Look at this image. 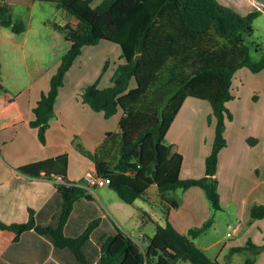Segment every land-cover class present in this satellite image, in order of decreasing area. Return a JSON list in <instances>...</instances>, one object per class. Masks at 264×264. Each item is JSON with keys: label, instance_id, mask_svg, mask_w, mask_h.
<instances>
[{"label": "trees", "instance_id": "1", "mask_svg": "<svg viewBox=\"0 0 264 264\" xmlns=\"http://www.w3.org/2000/svg\"><path fill=\"white\" fill-rule=\"evenodd\" d=\"M37 1L53 2L77 18V22L51 23L52 33L71 46L51 78L50 89L34 108L31 125L38 128L40 140L47 142L60 89L84 47L102 40L114 42L121 47L123 61L115 69L112 85L102 87L101 75L80 96L107 118L122 110L121 131L108 132L94 152L87 150L78 136L73 140L83 154L96 161L97 173L111 179L105 192L133 206L155 184L163 197L169 191L201 187L212 210L223 209L217 172L220 153L228 145L227 120L234 119L228 105L236 98L234 78L245 66L254 73L264 70V55L254 60L249 44L260 11L243 14L219 0H102L97 6L92 4L94 0ZM1 28H10L15 33L27 28L23 19L14 18L12 6L6 0H0ZM255 47L264 53L262 43L256 42ZM138 54L141 56L136 60ZM109 64L107 60L104 71ZM0 88L8 90L1 82ZM191 97L210 101L216 117L213 148L206 158V173L200 178L181 177L184 154L175 150L167 138L184 103ZM24 121V112L14 96L0 109V131ZM248 141L255 145L258 139L249 137ZM69 164L70 155L65 152L18 167L31 176L61 177L58 190L64 198L63 208L56 225L39 223L34 209H30L26 222L0 220V237L18 241L24 233L35 229L50 237L57 247L71 249L81 264H93L85 246L100 219L91 221L78 236L66 234L64 228L76 202L91 198V188L101 191L97 186L73 183ZM173 204L178 207L180 200L176 197ZM261 218L264 203H254L250 223ZM213 221L210 217L201 226L183 233L168 219L166 224H157L146 246L118 227L104 241L98 264H223L195 242ZM237 250L253 252L255 255L245 264H256L264 244L250 238L247 244L233 248Z\"/></svg>", "mask_w": 264, "mask_h": 264}, {"label": "crops", "instance_id": "2", "mask_svg": "<svg viewBox=\"0 0 264 264\" xmlns=\"http://www.w3.org/2000/svg\"><path fill=\"white\" fill-rule=\"evenodd\" d=\"M6 1L12 6L14 18L26 21L27 28L22 33H15L10 28L0 29V73H3L4 70L9 75L14 73L13 68L12 72L8 69L7 59L11 57H9V53L17 52L21 58L18 63L26 69L30 75V81L25 86L18 88H12L0 81L8 89L5 91L0 88V109L15 96L25 115L23 123L0 131V220L6 223L26 222L30 217V209H34L39 223L56 225L64 203V198L58 190L59 177L31 176L21 172L18 167L68 152L71 181L88 187L85 174L96 170V161L83 154L73 140L78 136L85 148L94 152L104 142L108 132L121 131L120 121L123 111L107 118L103 112L93 110L89 104L82 101L80 95L83 89L93 83L101 72L98 68L92 73L87 67L93 51L103 43L85 46L83 53L67 72L65 84L61 87L56 102V116L51 120L47 130V142L43 143L40 140L38 128L31 125V121L35 118L34 108L42 94L50 89L51 78L60 65L63 55L71 46L70 42L62 41L52 33L51 23L77 22V18L67 10L56 6L55 13H63L64 21L50 18L49 20H40L33 27L32 19L37 0ZM220 1L229 7H236L238 12L243 14L255 10L264 11L262 9L264 0ZM240 5L242 6L240 7ZM23 9L26 10V14L22 12ZM40 9L43 10L44 5H40ZM43 27L50 28L51 32L49 34L42 33ZM33 29H39L40 34L33 37ZM31 43H34L32 47ZM41 50L44 52L51 50L53 54L49 59L42 60L39 58ZM85 52L88 53V59L87 67L84 70ZM121 61L123 60L121 59ZM104 83L103 78L100 85L105 87ZM231 101L228 102L229 106ZM179 114L167 137L168 141L174 144V149L184 154L181 177H203L206 173V158L210 154L211 148L205 154L202 151L199 154L197 152L200 150V146H197V149L192 146L189 149V155L187 154L189 152L181 147L178 141L175 142L169 138ZM260 116L262 117V115ZM259 120L256 119V123ZM229 123L230 120H227V127ZM252 134L255 136L250 137L258 139L255 145L250 144L249 136L247 137L243 133H239L237 139L234 138L231 141V136L226 132L230 143L220 153L217 177L220 182L222 206L225 202L228 206L234 201L241 204L239 209L241 220L238 218V224L227 234L230 241L236 237V233H240L245 222L250 218L253 204L264 203V130H253ZM97 187L101 192L91 188V198L84 197L76 202L64 228L66 234L78 236L87 229L91 221L100 219L85 246L86 255L93 264L99 263L104 241L109 235L116 233L118 227L133 236L136 233V228H139L141 236L139 238H145L146 234L142 232L141 228L147 224L143 218L130 228L131 232L126 230L122 220L132 219V215L127 212L128 208L132 206L126 205L116 195L106 193V185ZM154 187H156L155 191L162 202L161 209L156 210L154 217L153 214L150 215V218L156 223V227L158 223L166 224L169 219L179 231L188 233L191 227L202 225L211 215L209 200L201 187L181 190L178 197L177 195H168L171 192L169 191L163 197L155 184L151 186L145 196L140 198L151 199V189ZM176 197L180 200L178 207L173 204ZM135 206L136 203L133 208L137 213L141 206L136 208ZM145 213H151V211L145 210ZM166 213L168 217H166ZM241 232V237H237L239 242L227 243L217 256L212 257L218 258L223 264H235L232 259V256L235 255L233 248L243 246L248 237L254 239L257 244H264V218L250 223V226ZM220 242L221 240H215L208 245L199 246L208 251ZM227 256H231L230 259ZM0 264H80V261L71 249L57 247L50 237L32 229L24 233L18 241H13L6 236L0 237ZM256 264H264V252L259 255Z\"/></svg>", "mask_w": 264, "mask_h": 264}, {"label": "rangeland", "instance_id": "3", "mask_svg": "<svg viewBox=\"0 0 264 264\" xmlns=\"http://www.w3.org/2000/svg\"><path fill=\"white\" fill-rule=\"evenodd\" d=\"M101 2L102 0H94L92 4L94 6H97ZM40 5H44L43 10L40 9ZM241 6L242 5H240V7ZM231 8L238 11V9L234 6H231ZM56 9H57L56 5L53 2L37 1V5L34 8V18L32 19L33 27H35L40 20H49L50 18H53V20L56 21H64L65 16L63 15V13L56 14L55 13ZM22 12L26 14V10L23 9ZM39 31H40L39 29H33L32 32L33 37L38 33L40 34ZM41 32L49 34L51 30L50 28L43 27L41 29ZM256 42L262 43L264 46V11L259 12L257 18L255 19V31L249 37V44L251 45L252 58L254 60H260L263 57L264 53L263 51L256 50L255 47ZM100 43L103 44H100L98 49L93 51L91 55L92 58L89 62L88 67H87L88 53L86 54L85 52L86 58L84 60L83 67L84 70L87 67V69H90L92 73L97 71L99 68L101 72L99 73L98 77L102 75L101 82L104 78V82H105L104 86H110L113 83L112 76L115 72V69L117 68L118 64L122 62L121 59L123 60V58L120 57L122 50L118 44L108 40H102ZM33 44L34 43H31L30 46L32 47ZM4 47L6 48L7 45L5 44ZM52 54L53 53L51 52V50H46L45 52L44 50H41L39 54V58L42 60H46L49 59ZM8 55L9 57L10 56L11 57L7 59V67L10 70V72H12V68H13L14 73L12 74L10 73L9 75V73L4 70L3 73H0V81L1 82L3 81L7 86H10L12 88L25 86L30 81V75L27 73L26 69L23 68V66L18 63V61H21V58H19V54L17 52H14L12 54L9 53ZM107 60H109L110 64L109 67L104 71V66ZM233 92L236 95V98L230 102L229 107L234 113V119L230 120L226 132H228V135L231 136V141H233L234 138L236 140L239 133H243L247 137L255 136L252 134L253 130H259V131L264 130V70L259 73H254L247 66L239 69L234 78ZM260 115H262V117ZM256 119H260L258 123H256ZM215 131H216V117L213 115V108L211 102L208 100L191 97L188 99V102L184 105V107L180 111L179 118L175 126L173 127V130H171L169 134V138L170 140H175V142L178 141L181 147L187 150V152H189V149L192 148V146L194 149H197V146H200V150L197 153L200 154V152L202 151V153L205 154V152L210 150V148L212 151L214 139H215ZM226 137L228 139L227 135ZM228 143H230V139L228 140ZM234 146L235 144L233 143V147ZM187 154L190 155V152ZM202 165L204 164L202 163ZM155 189L156 187L151 189V195H152L151 199L139 198V200L136 202L135 208L141 206V209H138L137 213L134 210L133 206L130 205L132 207H129L127 212L132 215L131 220L128 221L126 219L123 220L121 219L125 226L124 228L126 230H129L130 232H131L130 228L136 225L140 219L144 218L146 220L147 224L145 226H142L141 228V230H143L142 232L146 234L145 238L143 237L139 238L141 237L139 228H136V233L134 234V236L131 234L134 238L135 237L138 238L137 240L142 242L144 246L150 243V239L155 234L157 228L156 223L153 222L154 220L150 218V215L153 214L154 217V215L156 214V210L161 209L160 204L162 202H160L161 200L157 196ZM180 193L181 190H177L176 193L175 191H171L169 192L168 195L170 196L177 195L178 197L180 196ZM240 208H241V204L235 201L233 203H230L228 206L225 202L223 209H220L218 211L217 210L213 211L211 207L212 210L211 215L205 221L209 220L210 217H213L214 219L213 224L195 239V242L198 245H202V246L208 245L215 240H221L220 243H218L212 249L207 251V253L211 257L217 256L220 250L227 243L231 244V243L239 242L238 241L239 239H237V237L238 238L241 237V233H242L241 231L247 229L250 226V218H249L245 222L240 233L235 234L236 235L235 238H233L231 241L228 238L227 234L233 230L234 226L238 224L237 219L240 217V210H239ZM145 210L151 211V213H145ZM239 219L241 220V218ZM249 239L250 237L246 239V242L243 245L247 244ZM253 241L256 242L254 239ZM263 252L264 251H261V253ZM234 253L235 255L232 256V259H233V263L235 264H245L246 260L249 257L255 255L253 252L248 250H237ZM260 254L257 255V258L259 257ZM230 257L231 256H227L228 259H230ZM182 263L190 264V262H182Z\"/></svg>", "mask_w": 264, "mask_h": 264}, {"label": "built area", "instance_id": "4", "mask_svg": "<svg viewBox=\"0 0 264 264\" xmlns=\"http://www.w3.org/2000/svg\"><path fill=\"white\" fill-rule=\"evenodd\" d=\"M264 10V7L262 8ZM61 177H59V180ZM85 181L86 185L88 187H93V186H105L111 182V179L108 177L100 176L96 170L94 171H89L85 174Z\"/></svg>", "mask_w": 264, "mask_h": 264}, {"label": "water", "instance_id": "5", "mask_svg": "<svg viewBox=\"0 0 264 264\" xmlns=\"http://www.w3.org/2000/svg\"><path fill=\"white\" fill-rule=\"evenodd\" d=\"M140 56H141V54H138V55L136 56V60H138V59L140 58Z\"/></svg>", "mask_w": 264, "mask_h": 264}]
</instances>
